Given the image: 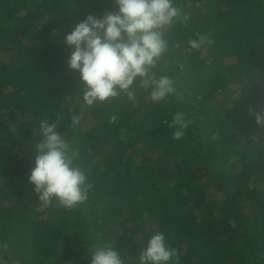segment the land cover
Here are the masks:
<instances>
[{
    "label": "trees",
    "instance_id": "16d2710c",
    "mask_svg": "<svg viewBox=\"0 0 264 264\" xmlns=\"http://www.w3.org/2000/svg\"><path fill=\"white\" fill-rule=\"evenodd\" d=\"M174 3L190 20L166 31L153 71L175 92L153 103L135 88L134 100L87 107L64 36L89 13L115 11L113 0H0L3 264H89L105 244L135 264L157 231L176 264H264V128L249 111L264 108V0ZM197 34L211 45L193 50ZM177 112L190 121L180 139L169 127ZM43 120L57 122L88 178L72 210L45 209L27 181Z\"/></svg>",
    "mask_w": 264,
    "mask_h": 264
},
{
    "label": "clouds",
    "instance_id": "9594fccd",
    "mask_svg": "<svg viewBox=\"0 0 264 264\" xmlns=\"http://www.w3.org/2000/svg\"><path fill=\"white\" fill-rule=\"evenodd\" d=\"M115 11L102 15L87 14L75 22L64 36V44L72 51L67 60L70 70L79 74L83 85L80 99L87 107L122 93L135 99V88L150 91L153 103L165 101L175 92V81L167 75L156 76L157 62L167 52L166 31L177 21L186 23L190 14L182 11L174 0H113ZM212 41L206 34H197L189 41L193 50H199ZM258 128H264V108L249 110ZM116 115L110 120L114 122ZM190 121L183 112H177L170 128L174 139H180ZM72 127L80 124L74 115ZM39 142L35 145L33 166L27 181L38 202L72 210L88 199L87 175L77 166L78 150L71 146L58 130L56 121L43 120L39 124ZM89 264H128L113 245L96 247L90 253ZM178 253L169 247L163 232L150 235L142 247L135 264H176ZM0 264H3L0 261Z\"/></svg>",
    "mask_w": 264,
    "mask_h": 264
},
{
    "label": "rangeland",
    "instance_id": "374dc122",
    "mask_svg": "<svg viewBox=\"0 0 264 264\" xmlns=\"http://www.w3.org/2000/svg\"><path fill=\"white\" fill-rule=\"evenodd\" d=\"M226 91H229V90H226ZM225 95H227L226 92H224V93L222 94V97H224ZM14 264H15V263H14Z\"/></svg>",
    "mask_w": 264,
    "mask_h": 264
}]
</instances>
